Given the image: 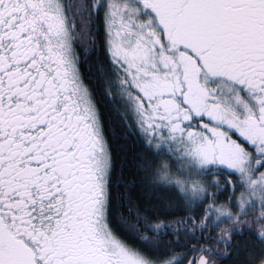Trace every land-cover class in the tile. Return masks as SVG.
Here are the masks:
<instances>
[{
    "label": "snow or ice",
    "instance_id": "snow-or-ice-1",
    "mask_svg": "<svg viewBox=\"0 0 264 264\" xmlns=\"http://www.w3.org/2000/svg\"><path fill=\"white\" fill-rule=\"evenodd\" d=\"M0 264H264V0H0Z\"/></svg>",
    "mask_w": 264,
    "mask_h": 264
}]
</instances>
